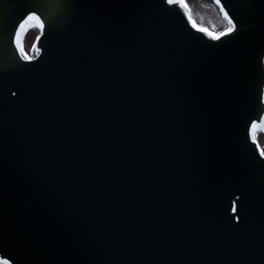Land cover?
Masks as SVG:
<instances>
[{"label": "water", "instance_id": "obj_1", "mask_svg": "<svg viewBox=\"0 0 264 264\" xmlns=\"http://www.w3.org/2000/svg\"><path fill=\"white\" fill-rule=\"evenodd\" d=\"M131 1L150 2L157 14L182 16L178 4L171 5L168 0H0V69H3L0 95L7 97L3 102L0 99V253L12 259L13 264H79L81 259L96 260L95 264H127L117 250V243L108 244L103 237L101 226L92 230L91 224L88 232L79 226V232H85L83 237L76 231H68L80 215L88 212L87 187L92 185L97 193L108 198L104 200L101 196L106 214L113 202L115 210L140 221L146 207L136 206V196L143 190L144 202L148 204V198L158 205L152 214L166 211L176 221V227L196 221L182 200L193 202L197 214L206 207L229 225L234 223L229 228H202L198 234L192 233L185 241L197 245L190 252L195 258H184L181 262L264 264V198L256 199L257 210L253 206L235 209L241 192L264 187L263 184L246 186V178H252L251 175L246 174L242 179L221 175L215 187L221 202L206 200L197 204L196 198H179L177 185L168 184L172 182L169 176H158L161 169L151 170L145 159L136 157L115 165L103 160L90 165L72 159L68 146L75 145V136L72 142L67 135L62 136L67 130L63 120H49L45 111L48 104L57 106V112L63 116L69 110L87 109V114L96 113L101 118L109 101V107L114 103L125 111L113 109L106 119L93 121L90 128L84 119L75 123L82 136L104 146H109V125L117 123L136 129L129 134L119 133L124 139L121 147L149 136L152 130L140 126L136 119L141 116L159 120L184 138L203 135L207 145L215 142L225 145L235 127L237 140L249 136L255 117L241 114V107L246 105L240 104V111L235 112L239 119L234 121V126L221 120L224 112L237 106L228 105L231 95L227 97L225 93L231 92L224 85L227 77L218 73L228 71L230 77L240 82L245 80V86L247 82L251 84V90L264 88V0H253L252 5L241 0L229 4L224 0L225 8L237 21V30L221 40L190 32L183 18L179 24H169L149 12L130 11ZM29 11L41 15L48 29V39L43 40L45 46L40 45L38 52L44 49L49 62L37 65L32 73L29 65L19 59L14 41ZM176 37L181 41L175 40ZM206 44L219 55L230 56L231 62L216 68L211 59L215 55ZM52 51L59 52L58 57ZM183 63L187 67L185 71L179 69ZM86 84L90 86L89 92ZM132 85L134 88L129 89ZM56 87L58 96L56 89L46 102H40L33 109L31 120L25 108L30 103L27 99L43 89L51 92ZM216 94L215 105L210 107ZM132 105L140 112L127 113ZM193 116L205 120L194 126L171 129L180 118L185 122ZM240 148L246 151L244 146ZM157 153L160 162H173L170 152L159 149ZM148 159H151L149 155ZM230 166L249 169L247 165ZM256 218L261 227L255 224ZM138 232L139 229L133 234ZM216 236L219 237L214 242ZM201 237L207 239V244L202 245ZM30 239L29 248L22 252L14 249ZM206 251L213 254L207 258Z\"/></svg>", "mask_w": 264, "mask_h": 264}, {"label": "snow or ice", "instance_id": "obj_2", "mask_svg": "<svg viewBox=\"0 0 264 264\" xmlns=\"http://www.w3.org/2000/svg\"><path fill=\"white\" fill-rule=\"evenodd\" d=\"M168 3L170 4H179L182 8L187 10V16L188 19L192 22L193 26L199 29L200 31L206 33L210 38L219 40L221 37H224L230 33H234L237 30V21L233 19L232 15H229L228 11L224 9L223 4L221 3V0H216V3L220 6L221 10L223 11L224 18L227 21V27L223 29V31H211L206 27H202L199 24L195 22V20L192 19L191 9L189 5L187 4L186 0H168ZM35 21L41 29L44 28V20L41 18V15H39L36 11H29L27 15L24 17L23 21L19 25V30L16 32V45L20 49V52L24 55L25 59L31 60L32 57L28 56L27 53H24L23 46L20 43V32L25 28L26 25L29 24V22ZM0 71H3V69H0ZM264 126V120L262 121H252L251 127L249 129L251 138L254 142H257V136H256V130L257 127ZM260 155L264 156V147H260ZM237 220L240 219V217H236ZM0 264H13V260L9 257L5 256L4 254L0 253Z\"/></svg>", "mask_w": 264, "mask_h": 264}, {"label": "rangeland", "instance_id": "obj_3", "mask_svg": "<svg viewBox=\"0 0 264 264\" xmlns=\"http://www.w3.org/2000/svg\"><path fill=\"white\" fill-rule=\"evenodd\" d=\"M186 2L199 25L217 32L227 27V23L221 17V12L211 0H186ZM37 31L36 27H31L23 37L22 46L27 54L30 53Z\"/></svg>", "mask_w": 264, "mask_h": 264}, {"label": "bare ground", "instance_id": "obj_4", "mask_svg": "<svg viewBox=\"0 0 264 264\" xmlns=\"http://www.w3.org/2000/svg\"><path fill=\"white\" fill-rule=\"evenodd\" d=\"M241 84H242V82H241ZM247 116L250 117L251 115L250 114H247ZM261 134L264 135L263 132Z\"/></svg>", "mask_w": 264, "mask_h": 264}]
</instances>
